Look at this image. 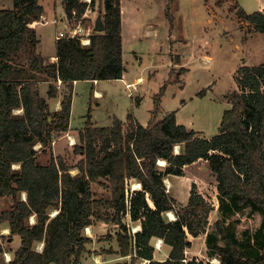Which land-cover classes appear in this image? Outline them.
I'll return each instance as SVG.
<instances>
[{
	"label": "trees",
	"instance_id": "1",
	"mask_svg": "<svg viewBox=\"0 0 264 264\" xmlns=\"http://www.w3.org/2000/svg\"><path fill=\"white\" fill-rule=\"evenodd\" d=\"M39 1L12 0L11 9H0V198L11 200L0 211V225L6 223L9 236L21 239L8 264H78L90 242L83 231L94 221L118 227V254L130 256L132 263L145 259L147 264H204L185 256L190 244L187 234H197L189 218H195V208L203 199L193 184L186 209L175 212L165 186L167 176L183 175L184 166L200 159L216 176L222 214L250 209L262 219L248 254L237 248L236 241L220 246L212 237L207 240L208 256L219 264H264V62L236 71L237 90L210 138L178 123L176 111L156 119L165 84L153 97L154 110L146 125L129 113L128 129L116 118L109 127H95L88 112L74 147L83 158L71 175L72 167L61 156L51 154L44 165L36 158L51 147L55 134L69 129L73 82L122 78L121 2L103 0L102 31L92 33L88 45H82L79 37L56 40L57 61L50 62L36 53L35 29L43 12ZM95 1L64 0L65 15L77 22L93 11ZM236 15L264 34V10L248 14L237 7ZM46 81L45 99L37 84ZM58 81L68 92L59 101L60 109L51 112L48 99L58 97ZM177 146L180 151L174 153ZM163 163L168 164L164 171L159 169ZM135 183L139 189L129 197ZM92 184L104 188L106 196L95 197ZM52 211L56 213L50 216ZM167 212L174 213L176 220L168 221ZM124 215L138 231L132 232ZM219 230L227 239L221 225ZM154 238L170 250L160 262L153 259ZM37 244H42L40 251Z\"/></svg>",
	"mask_w": 264,
	"mask_h": 264
},
{
	"label": "rangeland",
	"instance_id": "2",
	"mask_svg": "<svg viewBox=\"0 0 264 264\" xmlns=\"http://www.w3.org/2000/svg\"><path fill=\"white\" fill-rule=\"evenodd\" d=\"M81 1L88 3V0ZM120 2L124 77L117 81H101L95 89H102L103 96L97 99L94 98L90 81L76 82L78 84L73 88L72 94L70 128L65 133L54 135L51 147L37 156L38 163L47 164L51 154L54 157L61 156L72 167L70 174H76L77 169L73 167L83 157L74 152V147L78 144V132L84 126L86 114L90 112V121L95 127H109L116 118L123 120L124 128L128 129L125 118L129 113H132L134 120L136 116L145 124L154 110L153 97L163 84L166 89L158 104L160 108L156 119L176 111L178 123L188 130L197 131L202 137L210 138L217 133L222 115L230 107V96L237 90L233 80L236 71L245 65L258 66L264 62V34L256 32L252 25L236 15L237 7L248 14L263 11L264 0ZM12 3V0H0V9H11ZM39 3L47 18L40 19L35 35L40 43L39 54L44 59L45 55L51 54L54 37L59 32L63 33L77 26L80 37L89 38L92 33H97L94 30L96 20L99 16L103 20L104 16L103 0H96L93 11L85 12L77 22L68 19L65 12V17L62 16L64 0H40ZM53 20L57 23L54 24ZM37 48L38 45L36 53ZM22 63L25 64V61L22 60ZM137 77L141 81L137 82ZM128 80L130 81L127 82ZM128 83L134 86L127 89L125 84ZM48 85V81L37 84V90L45 99ZM57 86L58 97L48 99L51 112L59 108V101L68 92L65 86L58 83ZM132 109L135 110L132 112ZM16 112L21 113L20 110ZM38 148L39 145L36 146ZM179 151V146L175 147L174 153ZM167 167L168 164L163 163L159 169L164 171ZM165 180L166 189L174 200L175 212L186 209L193 184L194 191L203 199L195 208V218L192 215L189 218L197 234H187L190 244L185 256L188 261L198 259L204 264H219L215 257L211 259L208 256L207 240L212 237H215V242L220 246L236 241L241 252H250L253 236L262 221L261 215L250 209L222 214L218 210L216 176L206 160L200 159L184 166L183 175L167 176ZM134 187L136 188L133 185L132 191L129 189V197L135 190ZM138 189L139 187L136 190ZM92 191L97 198L106 196L107 192L99 184H92ZM10 202V198L1 197L0 211L7 209ZM150 205L152 206L151 203ZM53 213L55 211L49 215L53 216ZM165 217L168 221L176 220L174 213L172 216L167 213ZM123 220L132 227V231L136 229L128 215H124ZM33 222L34 217H31L30 223ZM198 222L202 224H197ZM220 225L227 239L220 234ZM92 227L95 230L93 233ZM3 228H6V223L0 225V264H8V259H13L14 250L19 247L21 239L17 235L9 236V231L4 233ZM116 231L118 227L115 224L101 221H94L86 227L83 233L93 238L86 244L89 253L82 254L78 264H81L83 258H94L95 255L113 258L117 248ZM155 243H158L157 240H154L153 244ZM41 248L42 244L35 246L37 251ZM82 264L87 263L84 260Z\"/></svg>",
	"mask_w": 264,
	"mask_h": 264
},
{
	"label": "crops",
	"instance_id": "3",
	"mask_svg": "<svg viewBox=\"0 0 264 264\" xmlns=\"http://www.w3.org/2000/svg\"><path fill=\"white\" fill-rule=\"evenodd\" d=\"M63 11V10H62ZM43 14H42V16L41 17H45V18H47L46 17V14H45V11H44V9H43V12H42ZM87 14V13H86ZM44 15V16H43ZM63 17H65L64 16V11H63V15H62ZM62 17V18H63ZM41 22V21H40ZM52 22V21H51ZM55 42H56V36L54 37V46L52 47V52H51V54H48L47 56L45 55V57H46V59H49L48 61H50V62H55V61H57V58H56V53H55ZM39 46H40V43L38 44V53H40V50H39ZM123 77H124V75H123ZM137 79H138V77H137ZM136 79V80H137ZM136 80H135V82H136ZM130 80H128L127 82H129ZM101 82V81H100ZM100 82H96V81H94V82H90L91 84H92V89H93V91L92 92H94L95 94H94V98L95 99H97V98H100L101 97V95L103 96V90L101 89H95V87H98L100 84ZM134 82V83H135ZM131 83H132V81H131ZM77 84L78 83H73L72 84V89L74 88V87H76L77 86ZM103 84V83H102ZM128 84H130V83H128ZM74 90V89H73ZM99 93V95H100V97H98L97 96V94ZM105 93V92H104ZM72 102V101H71ZM140 102H141V100H140ZM59 104V103H58ZM138 106V105H137ZM57 107H59V105L57 106ZM60 108V107H59ZM59 108H56V110H58ZM72 109V108H71ZM135 109H132V112L134 111ZM134 114V113H133ZM128 115V114H127ZM127 115H126V118H127ZM135 116V115H134ZM125 118V119H126ZM135 121L138 123H141V124H143V125H145L146 124V122L148 121H146L145 122V124L144 123H142V122H140L137 118H136V116H135ZM121 120V119H120ZM121 121H123V120H121ZM69 128H70V126H69ZM72 129V128H71ZM131 229H132V227L131 226H129ZM134 227H136V229L135 230H133L132 232H136V231H138L139 230V227L136 225V224H134ZM4 229V228H3ZM7 229V228H6ZM9 231V230H8ZM95 230H94V228L92 227L91 228V232L93 233ZM88 236V235H87ZM89 238H90V240L92 241V238H93V236H91V235H89L88 236ZM154 240L156 241H159L158 239H152L151 241H150V244L153 246V249H154V253H153V259L155 260V261H162V260H165L167 257H168V254H169V247L168 246H166L163 242H162V240H161V245H160V247L159 248H157V247H155V245L153 244V242H154ZM90 241V242H91ZM89 242V243H90ZM88 244V243H87ZM10 251V250H9ZM88 251H90L86 246H85V253H89ZM115 254H114V257L113 258H102V256L101 255H95L94 256V258L92 257V258H90V257H86V258H83L82 259V261H81V264L83 263V261L85 260V262L87 263V264H115V263H121V264H123V263H127V264H147V260H145V259H139V260H136L134 263H132L131 261H129L131 258H130V256H123V257H120V255L118 254V245H117V248H115ZM106 253V252H105ZM6 254H8L7 252H6ZM84 254V253H83ZM9 255V254H8ZM91 256H93V255H91ZM87 259V260H86Z\"/></svg>",
	"mask_w": 264,
	"mask_h": 264
},
{
	"label": "built area",
	"instance_id": "4",
	"mask_svg": "<svg viewBox=\"0 0 264 264\" xmlns=\"http://www.w3.org/2000/svg\"><path fill=\"white\" fill-rule=\"evenodd\" d=\"M58 1H62V0H58ZM88 3H90V0H88ZM41 19L44 20V19H46V18H45V17H41ZM53 23L56 24V23H57L56 20H53ZM78 31H79V29H78V27L76 26V27L73 28L72 30H69V31H63V33H60V32H59V34H58L57 37H56V40L61 39V38H63V37H71V38H73V37H79L80 40H81L82 45H88L89 42H90L89 38H88V37H83V36L80 37V34H79ZM60 83H61V82L58 81V84H60ZM73 83H75V82H73ZM132 86H134V84H125V87H127V89H130ZM129 95H131V94H129ZM72 142H73V141H72ZM159 240H160V239H159ZM160 241H161V240H160ZM157 242H158V243H155L154 245H155V247L159 248L160 245H161V242H160V243H159V241H157ZM185 254H186V251H185ZM8 260L10 261V258H9Z\"/></svg>",
	"mask_w": 264,
	"mask_h": 264
},
{
	"label": "water",
	"instance_id": "5",
	"mask_svg": "<svg viewBox=\"0 0 264 264\" xmlns=\"http://www.w3.org/2000/svg\"><path fill=\"white\" fill-rule=\"evenodd\" d=\"M95 28H94V30L97 32V33H99V32H101L102 31V20H101V17L99 16V18L96 20V23H95V26H94ZM22 199L23 200H26L25 199V196H22Z\"/></svg>",
	"mask_w": 264,
	"mask_h": 264
},
{
	"label": "bare ground",
	"instance_id": "6",
	"mask_svg": "<svg viewBox=\"0 0 264 264\" xmlns=\"http://www.w3.org/2000/svg\"><path fill=\"white\" fill-rule=\"evenodd\" d=\"M139 81H141V78H138V79H137V82H139ZM140 83H141V82H140ZM97 96L100 97L99 93L97 94ZM160 163H162V162H160ZM165 181H166V180H165ZM135 186H136V188L134 187L133 189H137V188L139 187V185L136 184V183H135ZM23 195H24V193H23ZM24 196H25V195H24ZM55 211H56V210H55ZM55 213H56V212H55ZM55 213H53V214H55ZM167 213H168L170 216H172V213H169V212H167ZM3 232H4V233L8 232V229H6V228L3 229ZM160 242H161V241L159 240V243H160Z\"/></svg>",
	"mask_w": 264,
	"mask_h": 264
},
{
	"label": "clouds",
	"instance_id": "7",
	"mask_svg": "<svg viewBox=\"0 0 264 264\" xmlns=\"http://www.w3.org/2000/svg\"><path fill=\"white\" fill-rule=\"evenodd\" d=\"M9 262V261H8Z\"/></svg>",
	"mask_w": 264,
	"mask_h": 264
}]
</instances>
